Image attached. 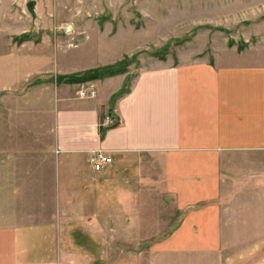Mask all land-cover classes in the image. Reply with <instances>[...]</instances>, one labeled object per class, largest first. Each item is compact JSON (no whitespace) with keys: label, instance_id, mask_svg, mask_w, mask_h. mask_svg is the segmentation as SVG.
<instances>
[{"label":"crops","instance_id":"obj_1","mask_svg":"<svg viewBox=\"0 0 264 264\" xmlns=\"http://www.w3.org/2000/svg\"><path fill=\"white\" fill-rule=\"evenodd\" d=\"M31 1L33 12L29 1L0 0V264H143L133 230L149 228L150 205L160 214L166 198L185 212L168 245L215 244L219 205L195 206L229 195L240 157L264 151V47L225 45L211 59L95 77L133 49L124 35L54 30L55 1ZM247 2L263 14L264 1ZM87 83L97 95L78 97ZM106 117L114 125L101 137ZM98 150L112 158L101 172L88 163ZM122 163L124 177L114 173ZM157 166L154 202L145 175Z\"/></svg>","mask_w":264,"mask_h":264},{"label":"rangeland","instance_id":"obj_2","mask_svg":"<svg viewBox=\"0 0 264 264\" xmlns=\"http://www.w3.org/2000/svg\"><path fill=\"white\" fill-rule=\"evenodd\" d=\"M47 1H55L53 14H50L52 18L49 16L52 29L53 26L54 30L60 32L70 29L77 35L83 30L104 31L111 26L112 31L124 35V39L119 40L128 43V47L133 46V49L129 48V54L115 65L94 68L95 77L127 71H132L134 75L141 66L156 59L185 62L211 59L215 49L225 45L240 49L250 44L264 47V37H246V29H253L255 24H264V12L254 18L250 11L254 6L247 1L264 0ZM78 40L75 36L70 38V43L77 44ZM78 52L72 50L70 54ZM144 162L145 165L151 162L155 164V159L144 157ZM240 162L242 164L236 167L238 175L230 174L229 181L224 183V193L229 195L219 201L195 206L198 209L219 205L221 228L215 244L191 247L168 245L175 226L184 218L185 212L175 208L173 198H166L165 205L160 207V214L156 212V206L150 205V213L145 215L150 220L149 228L133 230L135 259L143 261V264H264V151L240 157ZM125 168L126 165L122 163L114 173L124 177ZM133 168L141 169L139 166L130 167ZM152 169V172L146 171L145 175L150 179L147 189H150V196L155 200L150 199L151 203L157 201L154 195L163 185L159 182L161 168L157 166ZM236 178L239 179V189L230 183ZM159 221L162 222L161 226ZM122 233L119 236L122 237L119 239V253L125 248V230Z\"/></svg>","mask_w":264,"mask_h":264},{"label":"built area","instance_id":"obj_3","mask_svg":"<svg viewBox=\"0 0 264 264\" xmlns=\"http://www.w3.org/2000/svg\"><path fill=\"white\" fill-rule=\"evenodd\" d=\"M77 94L80 98H93L96 96L97 90L94 84L89 83L83 85ZM112 125L113 120L109 117H106L101 123V126L103 127H109ZM88 163L93 171L101 172L106 166L112 163V158L101 150L93 151L88 157Z\"/></svg>","mask_w":264,"mask_h":264},{"label":"water","instance_id":"obj_4","mask_svg":"<svg viewBox=\"0 0 264 264\" xmlns=\"http://www.w3.org/2000/svg\"><path fill=\"white\" fill-rule=\"evenodd\" d=\"M34 4L35 3L33 1H29L27 3V9H28L29 12H33V6H34Z\"/></svg>","mask_w":264,"mask_h":264},{"label":"trees","instance_id":"obj_5","mask_svg":"<svg viewBox=\"0 0 264 264\" xmlns=\"http://www.w3.org/2000/svg\"><path fill=\"white\" fill-rule=\"evenodd\" d=\"M103 71H104V69H103ZM103 71H101V73H102ZM103 73H105V72H103ZM100 128H101V129H100V135H101V137H103L106 128L103 127V126H101V125H100Z\"/></svg>","mask_w":264,"mask_h":264}]
</instances>
